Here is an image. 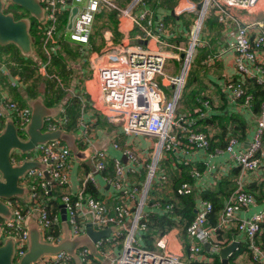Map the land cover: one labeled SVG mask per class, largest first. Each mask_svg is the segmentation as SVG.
<instances>
[{
	"label": "built area",
	"instance_id": "2783aa9c",
	"mask_svg": "<svg viewBox=\"0 0 264 264\" xmlns=\"http://www.w3.org/2000/svg\"><path fill=\"white\" fill-rule=\"evenodd\" d=\"M43 17L36 24L39 33L38 48L44 55L45 61L39 63L38 72L45 74V66L50 56L59 48L60 40L67 36L75 42L78 51L89 59L90 68L94 72L95 84L89 105L96 110L106 124L115 126L126 134L142 133L153 136V150L148 161L145 162V177L142 183L127 184L126 175L136 172V166L142 165V156L133 148L125 146L121 149L125 163L119 158L112 160L113 174L105 177L113 187L121 191L119 200L113 204H106L102 199L93 196L85 190L86 183L94 188L93 172L104 167L105 150L96 149L90 155L91 166L81 180V185L75 191H64L59 195V205L49 202L51 186H64L67 182V165L72 156L66 144L59 140L37 143L29 150L38 156L29 157L22 152L18 158L13 151L9 155L11 164L21 163L23 160H34L43 167H31L19 178L18 183L28 189V196L21 202L16 199H6L10 207V215L1 220L3 235L10 236L13 242V261H17L26 250L27 224L33 219L39 229L42 241L56 244L67 235L73 238L85 234L89 225L95 231L109 229L107 236H100L93 241L98 250L103 242L116 253L106 255L104 264H191L188 259H182L174 253L157 248H149L140 240L141 232L147 230V218L142 211L148 199V193L153 187L160 188L168 181L166 168L158 161L162 152H174L178 163L188 162L190 155L198 157L207 168L206 156L225 151L240 171L254 170L259 165L257 148L260 145L262 130L264 129V101L261 112L256 119V127L252 140L243 149L235 148L237 137L231 135L223 148L208 151L212 130L207 124L198 129L197 120L207 115L211 106L208 100H201L190 112L178 110L180 90L184 83L188 64L195 54L196 35L202 23L214 18L221 25L224 43L207 55L203 62L206 64L220 57L225 51L233 52L234 73L241 78L243 75H257L263 69L255 61H263L260 56V45L264 43V16L254 20H246L243 13L254 9L258 0H200L196 3L198 16L195 20L191 40L186 48L176 47L170 50L150 47L142 44L116 42L106 31L104 43L97 49H89L87 39L91 32L95 13L102 7L117 9V18L127 16L132 24L140 30V38L152 40L159 46L163 44L166 25L161 14H156L145 0H129L124 6L116 5L113 0H38ZM194 5V4H192ZM72 14L70 25L59 28L61 13ZM193 6V7H195ZM203 23V26H204ZM261 48V49H260ZM184 51V52H183ZM82 52V53H81ZM183 52V54H182ZM182 54V57L180 55ZM168 59L180 62L177 73H170L166 69ZM159 78V80H157ZM172 86L168 96L161 87V81ZM232 77L226 78L220 84L223 93L229 101L240 97V89L232 84ZM246 96L241 105L248 106ZM7 111L19 136L24 137V127L30 117L27 105L18 104L15 100L0 93V129L3 125V111ZM65 117H45L42 129L53 130L62 128ZM200 121V120H199ZM80 136V135H79ZM83 142V138L80 139ZM118 147L117 143H112ZM46 172L49 178L44 176ZM189 175L195 179L199 171L191 167ZM194 185L182 180L173 188L174 195L193 194ZM138 195V197H137ZM56 199V198H55ZM196 199V196H195ZM254 202V195L244 190L239 179H236L235 190L227 196L218 213L214 225L207 222V214L211 209L208 200L198 198L194 201V214L187 223L185 230L188 239V254L195 257L200 251V243L206 242L216 230L223 229L229 224L234 214L241 207ZM55 204V207L52 206ZM60 204L64 208L65 218L60 217ZM161 213L172 214L173 201H154ZM176 217V214L174 215ZM264 220V205L250 215L237 218L235 226L247 237L252 251V258L261 259V250L254 243V236L259 232ZM159 239L156 241L158 245ZM118 242L121 245L117 247ZM212 250L222 247L213 238L209 242ZM89 247L79 245L74 249V257L64 250L54 253H44L33 261V264H91ZM101 264V263H99Z\"/></svg>",
	"mask_w": 264,
	"mask_h": 264
},
{
	"label": "crops",
	"instance_id": "0c3cea01",
	"mask_svg": "<svg viewBox=\"0 0 264 264\" xmlns=\"http://www.w3.org/2000/svg\"><path fill=\"white\" fill-rule=\"evenodd\" d=\"M118 5L124 6L129 2V0H114ZM194 1H188V0H177L176 5L173 7V9L170 10V12L173 15H176L181 12H189L192 11L194 8ZM158 14H161L163 16L164 10L158 9ZM157 14V15H158ZM252 14H255V18L261 16L258 14V12L254 13H248L243 14L242 17L246 20L253 19ZM68 13H61L59 20L65 16L66 21L64 25L60 24L59 22V28L62 29L63 26H66ZM191 18V17H189ZM261 18V17H259ZM39 20H37L38 22ZM164 21V20H163ZM170 22L172 20L164 21L166 27L165 30V37L163 44H166L167 42H174L177 40V37H180V40H177V42H182L184 39L182 37V33L176 32L174 29L175 27L186 30V28L180 23L178 18L173 19V25L171 26ZM206 22V21H205ZM174 26V27H173ZM134 25L132 24L131 20L127 16H121L117 18V30L120 33V36L116 42L121 43H131V44H142V45H148L150 47L155 46L154 42L151 43L152 40H145L140 38V33H136V31H133ZM190 25L187 27V31L189 30ZM186 31V32H187ZM212 34V36H211ZM104 36L103 34V40L101 44L98 46L101 47L104 43ZM224 37L221 30V26L219 29H217V33L213 34L212 31L207 28V24H204V31H202L201 40L200 42H203V45L209 46V50H215L217 46L224 43ZM61 40H65L70 44V46L73 47V49L76 51L77 56L74 55L71 57V60H69L68 63V74L65 82H63L59 77H56L58 83L62 86L63 96L61 99H59L58 102H62L68 98L77 97L80 99V112L77 117V129L73 132L74 133V144L77 148V150L80 152V156H75L72 152V156L68 162L67 165V182L64 184V186H51L50 189V195L53 197V199L59 200V195L64 191H75L78 189L81 185V180L83 178L84 173L90 169L91 161H90V155L92 152L96 149L103 148L105 150V159H104V167L100 171L93 172V177L95 179V182L93 183L94 188H92L91 191H94L93 196L102 199L106 204H113L117 200H119L120 195L122 194L121 191L117 190L113 185L108 182L105 177H110L113 174V166H112V160L114 157L119 158L121 162L125 163V157L122 154L121 149L125 146L133 148L135 151L139 153V155L142 156V165L136 166V172L134 173H128L126 175V182L128 185L130 184H138L142 183L144 177H145V162L149 160L152 150H153V136H149L142 133H135V134H126L122 131L118 130L115 126L106 124L103 118L100 116L98 112H96L95 109H93L89 105V98L92 97V93L90 91L93 90V86L95 84V77L94 72H92L90 68V62L89 59H87L84 56V53L82 55L78 51L77 45L75 42L71 41L67 38V36L63 37ZM60 40V41H61ZM212 41V42H211ZM72 44V45H71ZM202 45V44H201ZM165 47V46H163ZM60 48V44H59ZM58 48V49H59ZM57 49V50H58ZM97 49V48H96ZM32 52H34L32 50ZM211 52V53H212ZM263 54L260 56L264 59V49ZM76 56V57H75ZM204 60V58H203ZM201 59V75H203V79L208 82V86L205 90L206 96L208 95L209 100L212 105V109L209 111H213L215 113L220 112H234L239 113L240 116H243L244 120V128H243V134L239 132L234 133L237 137V142L235 144V148L237 149H243L245 146L248 145V143L252 140L253 132L256 127V119L258 115H253L250 110L246 107H242L239 104H236L235 102L229 101L227 98L224 99L222 96H220L217 87H220L221 81L226 78L233 77L234 69H233V52L231 50H226L225 53H223L220 57L214 59L212 63L206 64ZM172 61V68L169 70L170 73H176L178 72L174 70L175 64L180 65V62L175 59H171ZM71 67V68H70ZM197 67V75L199 78V66ZM38 68V66H37ZM36 70L38 71V69ZM41 75L47 76L46 74H42L38 72ZM11 77V76H10ZM16 75L11 77L9 79L10 85L13 84V86H16L19 81H16ZM61 80V81H60ZM159 80V78H157ZM198 81V80H197ZM27 83L20 82V86L17 88V91H23V89L26 88ZM43 83L40 85H36L37 90L42 89L41 87ZM161 87L164 90V93L166 96H168L172 90V86H168L164 84V81H161ZM38 90V91H39ZM0 93L5 94L7 97L13 99L8 93V89L6 86L0 87ZM201 93V92H200ZM199 94V92H198ZM222 97V98H221ZM225 97V96H224ZM222 99L225 101V105L222 108V111L219 109V106L222 104ZM14 100V99H13ZM29 100V99H28ZM58 102L54 103V105L51 106V110L56 112L55 115H57L61 109L62 106L58 105ZM60 102V103H61ZM187 100L185 101V104H187ZM23 105H27L23 104ZM28 106V105H27ZM59 106V107H58ZM183 108V104L181 105L180 99H179V106L178 110ZM185 112H189L190 110L188 108L184 107ZM192 110V109H191ZM222 112V113H223ZM6 118H11L10 114L7 111H3V118L4 121ZM203 123L201 121L197 120L196 127L199 129L200 126ZM234 124H232L233 127ZM207 127L212 130V134L214 131L217 130V125L215 122H211L210 125L207 124ZM62 129V128H61ZM44 130V129H41ZM63 130V129H62ZM65 131V130H64ZM67 132V131H66ZM80 135V136H79ZM83 138V142L80 141V139ZM117 143L118 147H114L112 143ZM80 143L81 147H78L76 144ZM214 148H221V147H214ZM214 148H210L208 151L213 153ZM21 152V151H20ZM26 152V151H25ZM29 152V150L27 151ZM26 152V153H27ZM257 156L259 158V165L254 170L249 171H238V174L236 175L235 179H239L241 187L251 192L254 195V202L241 207L236 211L234 214V217L229 222L227 226H225L223 229H220V237L229 238L227 240L228 244L230 241L235 240L236 246L233 248L231 252L227 254V261L226 264H259L261 259H254L252 258V251L249 247L247 241V237L243 234V232L239 231L236 226V220L237 218L241 216H247L253 213L254 211H257L264 205V140L260 146V152H257ZM198 157L190 155V158L188 161L192 162H200L203 164V168L199 171V175L195 177V180L193 182V190L192 193L194 196H196L197 200L198 198H201L200 194L202 190L207 188H213L216 185V182L223 176L229 175L235 166L234 162L229 158L228 153L221 150L217 151L216 154H213L211 156H206L205 159L208 162L209 168L201 161L197 160ZM159 165L162 166L164 169L166 168L167 174H168V181L160 188L153 187L150 189L148 193V199L146 204L143 206L142 211L145 214L147 218V230H148V220L153 215L163 214L161 213V210L159 207L153 204L154 201H160V202H166L167 200H173V197H175L173 193V187L172 182L173 179H177L185 174L184 169L182 168L183 164L178 163L177 155L174 152H162L161 157L158 161ZM186 164V163H185ZM184 164V165H185ZM192 165H188L187 170H190ZM235 169V168H234ZM235 171H237L235 169ZM233 177V176H232ZM230 177V178H232ZM19 184V183H18ZM20 186L25 187L24 185L19 184ZM246 187L249 188V190L245 189ZM26 188V187H25ZM258 191V195L257 192ZM28 196V190L26 193H24L21 197H16L12 199H16L17 201L21 202L22 200H25ZM228 196V195H227ZM227 196H222L221 201L222 203L225 201ZM138 197V195H137ZM4 203L6 199H3ZM6 204V203H5ZM10 210V207H9ZM220 212V210H219ZM170 217L173 216V214H169ZM3 218H0V242H2V239L4 238L2 229H1V220ZM33 221V219L29 220ZM263 222L261 223V228L257 234H255L254 238L256 241V237L260 235L263 228ZM87 228H90L91 230L95 231L91 226H87ZM147 230L141 232L140 234V240L142 244L144 245V239L142 237V234L146 232ZM107 236L109 233V229H105ZM186 237V245L183 246L182 239L180 238L177 228L172 227L168 229L167 232L162 233L161 235L153 236L151 237V245L152 248H157L158 250H166L168 252L174 253L177 256H179L182 259H188L190 261L192 260H200L203 262H210L213 259V255H217L220 262L221 258L219 256V247L217 250H212V246L209 243L211 239L217 238V234H211L210 238L206 242L200 243V251L195 257H190L188 254V244L190 240L187 237V234H185ZM258 238V237H257ZM158 241V245L156 246V241ZM254 243L257 244L260 248V243H257V241ZM259 241V240H258ZM106 242H103L100 246V249L98 250L93 245V241L91 242L90 253L91 257L93 258L91 264H104L106 262V255L110 256L111 254L116 253V250L110 249V246H106ZM226 244H221V246H224ZM121 245V242H118L117 247ZM147 247V246H146ZM262 248V247H261ZM237 252L232 255L230 260L228 259V256L233 254L234 251ZM261 250V249H260ZM262 251V250H261ZM262 257L264 258V251L261 252ZM78 264V261H77Z\"/></svg>",
	"mask_w": 264,
	"mask_h": 264
},
{
	"label": "trees",
	"instance_id": "16d2710c",
	"mask_svg": "<svg viewBox=\"0 0 264 264\" xmlns=\"http://www.w3.org/2000/svg\"><path fill=\"white\" fill-rule=\"evenodd\" d=\"M150 8L154 11V13L158 14L157 10L161 9L165 12L163 13V20L166 22L167 20H172L176 17L179 19L180 23L186 28L191 23L193 19V14L189 12H181L178 13L177 16L173 15L170 10L173 9L174 5L176 4L177 0H145ZM197 3L200 0H193ZM113 2L118 5L114 0ZM120 6V5H118ZM191 17V18H189ZM96 20V21H95ZM66 21V17L63 16L59 22L60 24L64 25ZM37 19L33 18L29 21V34L33 38L32 47L33 51L29 55H23L20 53L18 48H14V51H10L12 49L8 44H0V61L6 64L7 67L10 69V75H16V81L18 80L19 83L16 86L10 85L9 77H4L0 74V84L1 88L6 86L8 89V93H10L11 97L18 103V104H26L28 99L39 97L41 98L43 104L45 106H52L54 103L58 102L59 99L63 96L62 86L58 83L56 77H59L63 82H65L68 74V63L71 60V57L76 55V51L71 49V46L65 40L60 41V48L50 56L48 63L45 66V74L47 76L44 77L43 80V87L42 89L36 88L35 81V74L36 68L39 63L45 61V57L43 54L40 53V49L38 48L39 43V33L36 29ZM205 24H207V28L209 31L211 30L213 34L217 33V29L220 28V23H218L214 18L207 19ZM108 30L113 39L117 40L120 36V33L117 30V9L113 7H102L100 8L94 16V20L92 23L91 32L89 33L87 43L89 49H96L101 44L103 40V34L105 30ZM133 31L136 33H140V30L137 26L133 27ZM212 36V34H211ZM212 42V41H211ZM202 44V45H201ZM264 49V45H260ZM210 47L203 45V42H200L199 45L196 46L195 54L193 56L192 62L190 61L188 64L187 72L184 78L183 86L180 90V102L181 105L183 104L182 110L188 108L190 111L193 110L197 105L200 104L201 100H208L211 108L212 105L209 100V96H206V88L208 86V82L203 79V75H201L200 68L202 66L201 59L205 58L207 55L211 54L212 50H209ZM261 49V48H260ZM263 49H261V53H263ZM75 52V53H74ZM2 53H6L7 56L3 57ZM10 59V60H8ZM264 61V59H263ZM257 65L263 69L257 75H243L241 78L239 75L234 74L232 77V84L235 87L240 89V97L234 98V102L236 104L241 105L244 98L248 96V100L246 101L247 105L246 108L250 110L253 115H258L261 112V103L264 101V62L255 61ZM10 63V64H9ZM175 64V71L180 68V65ZM199 66V78L197 75V67ZM71 68V67H70ZM35 76V77H34ZM33 78V79H31ZM60 80V81H61ZM198 80V81H197ZM31 81V83L29 82ZM225 79L221 81L224 82ZM20 82L28 83L26 88L23 91H17V88L20 86ZM218 92L220 96L224 99L227 96L223 93L221 86L218 88ZM199 92V94H198ZM201 92V93H200ZM225 96V97H224ZM209 97V98H208ZM221 97V98H222ZM228 99V98H227ZM187 100V104L185 101ZM61 102V101H60ZM58 102L59 106H62L61 111L56 116L65 117V123L62 124L63 130L67 132H73L77 129V117L79 115L80 109L79 106L81 104L80 99L78 96L73 98H68L63 101V103ZM225 105V101L222 99V104L219 106V109L222 111V108ZM58 106V107H59ZM209 110V111H210ZM189 111V112H190ZM207 113L202 119H199L203 124H209L215 122L217 125V130L213 132L212 136L209 139V146L210 148L214 147H221L223 148L227 142V139L233 135L234 133L239 132L243 134L244 128V120L243 116H240L238 113L234 112H220L215 113L213 111ZM257 116V117H258ZM232 124H234L233 127ZM264 140V129L262 130L261 138H260V145L257 148L256 152H260V146ZM78 147H81L80 143L76 144ZM188 165H192L195 170L200 171L203 168V164L200 162H190L188 161L182 168L185 170L183 176L173 179L172 187H176L182 180L191 182L193 184L194 178H192L188 171ZM233 168L230 176L226 175L221 177L213 188H207L202 190L200 196L201 198L208 200L211 204V209L207 214V222L211 225H214L217 221L219 210H221L223 203L221 201L222 196L230 195L236 188V175L240 170L239 166L235 165ZM233 176V177H232ZM232 177V178H230ZM245 189L249 190L248 187ZM85 190L90 191L94 194L92 187L89 183H86ZM258 195V191L256 192ZM173 210L172 214H176V217H170L169 214L163 213L158 215H153L148 220V230L142 234L144 239V246L152 248L151 245V237L161 235L168 231V229L172 227H176L180 238L182 239L183 246L186 245V230L185 227L187 223L191 220L194 214V201L195 196L193 194H184V195H175L173 197ZM49 202L56 203L59 205L58 199L49 200ZM55 207V204H52ZM262 232L259 236L256 237L257 243H260V249L262 252L264 251V222H263ZM217 234V240L220 244H226L229 238L220 237V230L215 231ZM255 240V238H254ZM259 240V241H258ZM255 241V242H256ZM262 247V248H261ZM237 252L234 251L233 254L228 256V259L232 257ZM191 264H222L217 255H213V259L210 262H203L200 260H192Z\"/></svg>",
	"mask_w": 264,
	"mask_h": 264
},
{
	"label": "water",
	"instance_id": "95a60500",
	"mask_svg": "<svg viewBox=\"0 0 264 264\" xmlns=\"http://www.w3.org/2000/svg\"><path fill=\"white\" fill-rule=\"evenodd\" d=\"M9 1L25 9L33 18L42 19L43 12L38 0ZM3 4V0H0V44L12 43L19 49L21 54H31L33 38L29 34V20L26 17L14 19L12 14L2 11ZM75 9V6L70 9L66 22L67 27L70 25ZM27 105L30 109V117L24 127V137L19 136L11 118H6L0 129V218H7L10 215L9 207L4 203L3 199L21 197L28 190L18 184V178L31 167H43L42 164L34 160H23L21 163L11 164L9 155L14 149L25 152L31 150L37 143L59 140L64 142L75 156H80V152L74 144V133L66 132L60 128L48 131L41 130L45 117L56 116V112L51 110V106H45L39 97L30 98L27 101ZM44 176L49 178L46 172H44ZM59 211L61 219H64L65 213L62 204H60ZM27 228L25 252L17 261H13L12 239L5 238L0 243V264H33V261L40 255L54 253L58 250H64L74 257L75 247L79 245L91 247L92 241L107 234L105 230L93 231L87 228L85 234L77 235L73 238H68L65 235L56 244H52L41 240L39 229L35 222L28 221ZM235 246L236 241L232 240L220 248L219 256L222 264H226L227 254Z\"/></svg>",
	"mask_w": 264,
	"mask_h": 264
},
{
	"label": "rangeland",
	"instance_id": "374dc122",
	"mask_svg": "<svg viewBox=\"0 0 264 264\" xmlns=\"http://www.w3.org/2000/svg\"><path fill=\"white\" fill-rule=\"evenodd\" d=\"M5 1V0H4ZM3 1V2H4ZM188 1H193V0H188ZM177 3V2H176ZM194 4H195V2H194ZM176 5V4H175ZM174 5V6H175ZM254 12H258V14L259 15H261V16H259V17H263L264 16V0H258V2L255 4V6H254V9L252 10V11H250V12H246V13H243V14H248V13H254ZM189 13H191V14H193V19H192V21H191V23L189 24L190 25V28H189V30L187 31V26H186V30H181V29H179V28H177V27H175L174 29H176L175 31L176 32H179V33H182L181 35H182V37H183V41L182 42H177V40H180L181 38L180 37H177L176 39L177 40H175L174 42L172 41V42H167L166 44H161L160 46L157 44V43H155L154 45V47H158V48H161V49H166V50H170V49H172V48H174V49H176V47H181V48H186L187 47V45L189 44V41L191 40V34H192V32H193V27H194V24H195V20H196V18H197V16H198V8H196V6L192 9V11H189ZM242 14V15H243ZM253 16H252V18L253 19H249V20H254V19H257V18H259V17H257V18H255V14H252ZM23 16H25L29 21L32 19V16L28 13V12H24L23 13ZM96 21V20H95ZM173 23V21L172 22H170V24H171V26L174 24H172ZM204 23V22H203ZM203 23H202V27H201V29H200V31L198 30V32H197V35H196V37H197V39H196V44H195V50H196V46L197 45H199L200 44V40H201V35H202V31H204V26H203ZM205 24V23H204ZM174 27V26H173ZM106 31H108L107 29L104 31V33L106 32ZM187 31V32H186ZM109 32V31H108ZM110 33V32H109ZM111 34V33H110ZM111 37H112V35H111ZM164 37H165V35L163 36V40H164ZM113 38V37H112ZM114 40V39H113ZM115 41V40H114ZM151 43H153V41H151ZM12 49H10V51H14L13 49L14 48H16V46L14 45V44H12V43H10V44H8ZM72 45V44H71ZM262 45H264V43L262 44ZM163 46H165V47H163ZM71 49H73V47L71 46ZM184 52V51H183ZM183 52H182V54H183ZM75 53V52H74ZM182 54L180 55V57H182ZM2 56L3 57H6L7 56V54H2ZM76 56H77V53H76ZM75 56V57H76ZM193 59V58H192ZM192 59L190 60L191 62H192ZM8 60H10V59H8ZM10 64V63H9ZM203 64V63H202ZM9 67V66H8ZM7 67V65L6 64H4V63H2V61H0V74H2V76H4L5 78L6 77H9V79L11 78V77H13L14 75H10L9 74V68ZM172 68V61H171V59H168L167 60V64H166V69H167V71H169L170 69ZM174 70H175V68H174ZM177 73V72H176ZM11 76V77H10ZM35 76H36V78H35V81L34 82H36V84L37 85H40L41 83H43L42 81L43 80H45L44 79V75H41V74H39L38 73V71L36 70V74H35ZM34 76V77H35ZM31 79H33V78H31ZM30 83H31V81H29ZM26 85H28V83L26 84ZM0 87H1V84H0ZM13 153H15L16 155H17V157L18 158H21L22 157V155H23V153L22 152H20L19 150H17V149H14L13 150ZM27 156H29V157H37L38 156V153H36V152H33V151H31V152H27V153H25Z\"/></svg>",
	"mask_w": 264,
	"mask_h": 264
},
{
	"label": "flooded vegetation",
	"instance_id": "af4514ba",
	"mask_svg": "<svg viewBox=\"0 0 264 264\" xmlns=\"http://www.w3.org/2000/svg\"><path fill=\"white\" fill-rule=\"evenodd\" d=\"M4 1V0H3ZM2 11L5 12V13H10L12 14L13 18L14 19H17V18H22V17H25L23 16V13L26 11L25 9H23L22 7L16 5L15 3H12L10 2L9 0H5L4 1V4H3V7H2ZM27 12V11H26ZM2 54H6V53H2ZM2 229V228H1ZM3 230V229H2ZM4 238L2 239V242L5 240V238H10V236L4 234L3 235ZM0 242V243H2ZM13 245V243H12ZM14 247V246H13Z\"/></svg>",
	"mask_w": 264,
	"mask_h": 264
}]
</instances>
